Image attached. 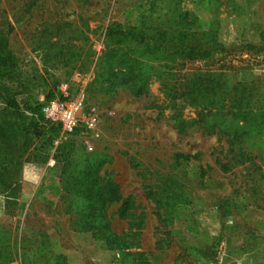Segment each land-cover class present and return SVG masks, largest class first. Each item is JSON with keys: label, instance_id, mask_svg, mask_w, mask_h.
Wrapping results in <instances>:
<instances>
[{"label": "rangeland", "instance_id": "obj_1", "mask_svg": "<svg viewBox=\"0 0 264 264\" xmlns=\"http://www.w3.org/2000/svg\"><path fill=\"white\" fill-rule=\"evenodd\" d=\"M134 3L0 0V33L14 67L0 79L32 108L5 119L0 103V127L11 123L19 145L31 140L24 153L0 147V247L12 253L9 264L34 253L37 264H264V132L235 149L202 125L180 134L169 116L181 101L169 103L156 78L150 94L117 86L115 59H102L104 33L131 23ZM180 8L197 17L200 37L228 48L260 43L264 0H184ZM232 58L237 79L254 83L263 102L264 54ZM52 101L80 105L73 132L61 114L47 118ZM183 113L200 117L191 107ZM67 161V174L90 162L94 178L132 200L127 218L114 202L97 220L120 238V249L94 237L86 201L71 183L53 195L51 178L69 180Z\"/></svg>", "mask_w": 264, "mask_h": 264}, {"label": "trees", "instance_id": "obj_2", "mask_svg": "<svg viewBox=\"0 0 264 264\" xmlns=\"http://www.w3.org/2000/svg\"><path fill=\"white\" fill-rule=\"evenodd\" d=\"M133 1L136 18L131 23L115 22L107 26L104 33L105 50L102 52V59L107 62L115 59L117 86H127L137 96L150 94L151 81L156 78L169 103L176 106L177 101H181L179 111L169 116L172 127L180 134L186 133L195 125H202L211 133L227 137L231 149H235L251 133H263V96L258 93L254 83L237 79L236 72L241 67L233 65L235 62L232 57H237L242 52L254 56L264 54V31L261 32L260 43L257 45L242 44L228 48L206 38V33L199 36L197 17L180 8L184 0ZM207 1L211 3L215 0ZM5 48L7 49L5 37L0 33V77L14 74V67L9 64L11 52H6ZM193 63L205 66L197 72H184ZM1 80L0 103L3 105L2 112L6 113L4 118L9 114L32 111L28 102L17 101L16 89ZM187 107L199 112L198 121L184 118L183 111ZM4 125L7 130L1 125L0 139L3 141H0V147L7 146L6 152H10L9 155H13L11 153L15 150L24 153L31 140L26 136L22 145H19L13 134L12 124ZM67 164L64 176L67 175L69 180L64 183L55 178L50 179L53 195L61 196L71 183L86 201L88 217L93 220L85 221V224L90 225L91 230H98L94 237L105 243L110 250L120 249V238L107 231L105 225H98L97 220L104 213L105 207L114 202H121L118 214L121 218H127L132 209V200L121 199L117 184L105 182L100 177L94 178V168L90 162H87L88 165L83 170H72L68 174V161ZM223 168L226 169L227 166L224 165ZM3 249L0 247V264L13 263L12 253ZM36 256L34 253L28 258L22 257L21 264H37L39 258Z\"/></svg>", "mask_w": 264, "mask_h": 264}, {"label": "built area", "instance_id": "obj_3", "mask_svg": "<svg viewBox=\"0 0 264 264\" xmlns=\"http://www.w3.org/2000/svg\"><path fill=\"white\" fill-rule=\"evenodd\" d=\"M80 105H72L68 107L64 103L52 101L46 108V111L50 113L47 117L50 121H56L58 114L62 115V121L68 132H73L77 126V112Z\"/></svg>", "mask_w": 264, "mask_h": 264}]
</instances>
